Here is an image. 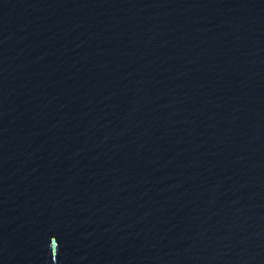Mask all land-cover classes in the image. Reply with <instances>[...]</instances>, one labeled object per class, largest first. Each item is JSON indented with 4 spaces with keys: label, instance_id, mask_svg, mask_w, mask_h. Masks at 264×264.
Returning <instances> with one entry per match:
<instances>
[{
    "label": "water",
    "instance_id": "95a60500",
    "mask_svg": "<svg viewBox=\"0 0 264 264\" xmlns=\"http://www.w3.org/2000/svg\"><path fill=\"white\" fill-rule=\"evenodd\" d=\"M0 264H264V0H0Z\"/></svg>",
    "mask_w": 264,
    "mask_h": 264
}]
</instances>
